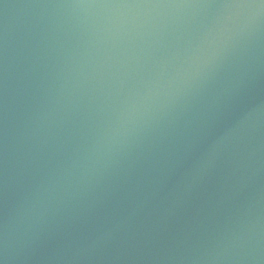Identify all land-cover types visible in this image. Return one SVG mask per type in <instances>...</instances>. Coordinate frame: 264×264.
<instances>
[{"label": "water", "instance_id": "1", "mask_svg": "<svg viewBox=\"0 0 264 264\" xmlns=\"http://www.w3.org/2000/svg\"><path fill=\"white\" fill-rule=\"evenodd\" d=\"M0 264H264V0H0Z\"/></svg>", "mask_w": 264, "mask_h": 264}]
</instances>
